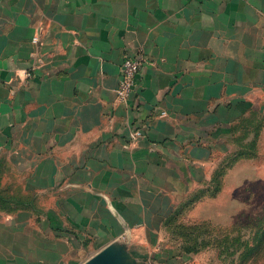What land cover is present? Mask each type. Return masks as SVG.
<instances>
[{
	"label": "crops",
	"instance_id": "1",
	"mask_svg": "<svg viewBox=\"0 0 264 264\" xmlns=\"http://www.w3.org/2000/svg\"><path fill=\"white\" fill-rule=\"evenodd\" d=\"M263 96L264 0H0V264L179 254L170 220Z\"/></svg>",
	"mask_w": 264,
	"mask_h": 264
},
{
	"label": "rangeland",
	"instance_id": "2",
	"mask_svg": "<svg viewBox=\"0 0 264 264\" xmlns=\"http://www.w3.org/2000/svg\"><path fill=\"white\" fill-rule=\"evenodd\" d=\"M254 107L234 126L230 145L220 142L209 157L204 176L210 180L179 217L182 234L174 235L183 254L157 248L152 254L161 264L186 256L201 264H264V96ZM9 195L8 184L0 182V197ZM170 256L179 258L170 263Z\"/></svg>",
	"mask_w": 264,
	"mask_h": 264
},
{
	"label": "built area",
	"instance_id": "3",
	"mask_svg": "<svg viewBox=\"0 0 264 264\" xmlns=\"http://www.w3.org/2000/svg\"><path fill=\"white\" fill-rule=\"evenodd\" d=\"M37 37H34L33 41L36 42ZM143 66V60L141 57H126L121 66V80L117 90L118 98L124 103H128L134 94L135 79ZM167 114L163 112L162 116ZM141 130H134L130 134L131 139H136L141 135Z\"/></svg>",
	"mask_w": 264,
	"mask_h": 264
},
{
	"label": "trees",
	"instance_id": "4",
	"mask_svg": "<svg viewBox=\"0 0 264 264\" xmlns=\"http://www.w3.org/2000/svg\"><path fill=\"white\" fill-rule=\"evenodd\" d=\"M258 137H259V133H257L256 135H255V138L253 139V142H257L258 140ZM253 144V143H252ZM0 199L2 200V201H7L6 203H0V206H3V207H9V205L11 204V202H13V203H15L16 201H14V200H11L10 199V196L7 198V197H5V196H2V197H0ZM193 200H191V201H189V202H187L185 205H184V207L181 209H179L177 212H176V214L174 215V217H172V219L170 220V225L171 224H173V223H175L174 222V219L177 217V216H179V214H181V212H183L184 211V209L186 208V206L187 205H189L191 202H192ZM17 202H19V201H17ZM181 229H182V227H178L177 225L176 226H174L173 227V231L172 232H174V233H180V234H182V232H181ZM187 246H185L184 248H186ZM183 245H182V247H181V249H180V253H182L183 254ZM179 253V254H180ZM179 254H177V255H179ZM184 254H186V253H184Z\"/></svg>",
	"mask_w": 264,
	"mask_h": 264
},
{
	"label": "water",
	"instance_id": "5",
	"mask_svg": "<svg viewBox=\"0 0 264 264\" xmlns=\"http://www.w3.org/2000/svg\"><path fill=\"white\" fill-rule=\"evenodd\" d=\"M141 264H152V263H150V262H144V263H141Z\"/></svg>",
	"mask_w": 264,
	"mask_h": 264
}]
</instances>
